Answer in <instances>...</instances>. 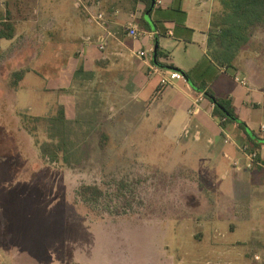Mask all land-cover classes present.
<instances>
[{"label":"rangeland","instance_id":"obj_1","mask_svg":"<svg viewBox=\"0 0 264 264\" xmlns=\"http://www.w3.org/2000/svg\"><path fill=\"white\" fill-rule=\"evenodd\" d=\"M58 3L69 0H0V16L15 28L13 39L0 40V264H264V214L218 226L195 220L200 198L203 218L217 212L208 205L213 191L189 167L212 164L184 157L177 140L165 139L167 114L150 122L147 104L125 95L124 109L113 110L111 87L95 76L91 101L81 94L67 124L31 115L60 108L42 90L62 78L78 24L50 17ZM262 32L254 29L252 43L261 51ZM17 71L28 76L15 102ZM85 185L103 195L85 200Z\"/></svg>","mask_w":264,"mask_h":264},{"label":"crops","instance_id":"obj_2","mask_svg":"<svg viewBox=\"0 0 264 264\" xmlns=\"http://www.w3.org/2000/svg\"><path fill=\"white\" fill-rule=\"evenodd\" d=\"M221 1L151 0L148 7L145 0H69L65 6L58 3L50 17L56 22L78 24L73 31L72 51L60 70L62 78L54 87L46 85L42 90V98L50 93L51 99L59 101L60 108L56 114H31L53 115L54 122L60 116L69 120L83 102L81 94L84 102L90 100L89 87L95 76L100 79L96 82L98 86L111 87L110 100L116 105L113 110L124 109L125 95L128 96L125 102L147 104L146 110L154 114L150 122L156 121L155 116L158 119L167 114L161 123L165 139L177 140L184 157L194 156L212 164L210 169L189 168L213 191L215 202L208 205L217 212L216 216L203 218L200 211L205 204L200 198L194 209L199 214L195 220L212 221L213 226L229 219L253 221L260 213L264 214V50L244 49L233 66L222 65L217 58ZM99 14H104L102 24L95 20ZM87 22L91 24L89 28ZM131 25L143 34L131 37L128 33ZM152 32L156 36H148ZM88 38L92 41H86ZM101 44L104 49H100ZM151 48L154 53L147 60L136 55L137 51ZM153 66L181 72L185 79L177 80L157 96L161 76ZM121 67L125 71L117 75ZM104 74L112 78L104 79ZM20 86L15 88V102ZM6 94L2 91L1 98ZM99 95L106 96L104 89ZM201 95L204 98L201 109L191 114L193 102ZM215 100L230 102L236 116L232 120L217 119ZM51 109L54 112L56 107ZM146 129L154 131L149 124ZM243 147L250 153H258V162L251 167L241 151ZM248 177L252 179L250 183ZM251 186H254L252 193ZM229 211L242 214L229 216ZM259 257L256 255L255 259Z\"/></svg>","mask_w":264,"mask_h":264},{"label":"trees","instance_id":"obj_3","mask_svg":"<svg viewBox=\"0 0 264 264\" xmlns=\"http://www.w3.org/2000/svg\"><path fill=\"white\" fill-rule=\"evenodd\" d=\"M147 7L151 0H145ZM222 11L219 13L220 34L218 37L219 50L217 58L222 65L233 66L244 49L252 48L253 31L264 27V0H222ZM0 40H11L15 37L14 25L7 18L0 16ZM25 73L17 71L13 74V86L16 88ZM214 116L217 119L232 120L236 116L231 103L226 100H215ZM228 112V114L225 113ZM65 117L55 118V123L67 124ZM56 158H53L55 160ZM81 194L87 201H97L103 192L93 185L82 187Z\"/></svg>","mask_w":264,"mask_h":264},{"label":"built area","instance_id":"obj_4","mask_svg":"<svg viewBox=\"0 0 264 264\" xmlns=\"http://www.w3.org/2000/svg\"><path fill=\"white\" fill-rule=\"evenodd\" d=\"M96 22L101 23L104 20V14H99L96 18H95ZM128 33L131 37L133 38H138L141 34H143L141 31H139L138 27L135 25H131L130 28L128 29ZM146 33V32H145ZM148 36H156V33L152 32V33H148ZM86 41L91 42L92 40L90 38L86 39ZM100 49H104L105 45L101 44ZM154 53V48H151L147 51H137L136 55L141 58L142 60H147L149 56L153 55ZM154 71H156L157 73L160 74L161 76V81H160V86L157 90V96L161 95V93L168 88L169 86H172L175 84V82L177 80H181V79H185V76L178 71L172 70V69H168V68H158L156 66L151 67ZM236 80L239 81L241 84L243 85H247V82L243 79H241L240 77H236ZM203 95H201L199 98H197L191 107V114H195L197 112H199V110L201 109L200 103L203 100ZM215 106V104H213ZM222 121H225V118L222 119ZM262 129H264V127H262ZM249 159L250 163L248 164V167H251L253 165V163H257L258 162V153L257 152H253L250 153L248 151L247 147H243L241 150Z\"/></svg>","mask_w":264,"mask_h":264}]
</instances>
